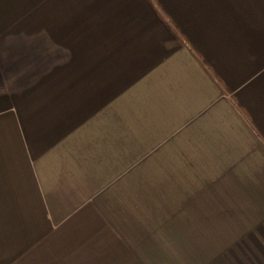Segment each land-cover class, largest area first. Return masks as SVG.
<instances>
[{
  "label": "crops",
  "instance_id": "1",
  "mask_svg": "<svg viewBox=\"0 0 264 264\" xmlns=\"http://www.w3.org/2000/svg\"><path fill=\"white\" fill-rule=\"evenodd\" d=\"M0 264H264V0H0Z\"/></svg>",
  "mask_w": 264,
  "mask_h": 264
}]
</instances>
